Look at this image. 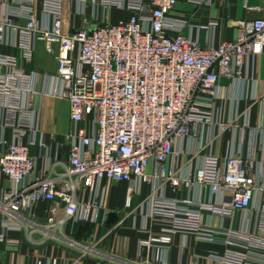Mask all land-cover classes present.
<instances>
[{
  "label": "built area",
  "instance_id": "1",
  "mask_svg": "<svg viewBox=\"0 0 264 264\" xmlns=\"http://www.w3.org/2000/svg\"><path fill=\"white\" fill-rule=\"evenodd\" d=\"M73 1L82 25L72 31L63 24L65 0L7 3L0 18V175L14 184L0 197V241H6L10 230L40 229L46 238H62L68 222L98 224L105 183H149L154 188L145 218L157 220L160 231L146 229L150 233L140 240V248H166L175 234H191L228 247L224 254L202 256L217 264H264V182L255 170L253 141L264 124L248 126V139L240 131L238 147L224 156L202 154L205 128L215 123L218 90L254 79L248 71L264 55V18L234 21L236 38L215 43L217 20L195 25L176 13L179 3L198 8L213 0ZM112 8L129 16L111 23ZM245 8L258 9L248 3ZM193 29L203 30L204 37L193 36ZM40 43L54 55L57 70L48 77L58 81L56 91L39 92L36 73L26 67ZM3 46L17 52H3ZM47 94L70 103L67 162L60 159L65 143H56L54 152L47 153L40 142V154L30 152L40 133L36 102ZM260 101L264 103V96ZM217 121L220 131L232 130L231 122ZM30 135L34 139L27 141ZM189 138L197 141L198 160L182 176L177 168L180 145ZM168 185L175 193L201 188L204 198L168 197ZM257 199L253 228L224 225L253 209ZM42 201L51 203L45 225L22 215L32 214ZM131 203L132 194L127 206ZM205 215L221 225L206 222ZM68 241L85 252H99Z\"/></svg>",
  "mask_w": 264,
  "mask_h": 264
},
{
  "label": "crops",
  "instance_id": "2",
  "mask_svg": "<svg viewBox=\"0 0 264 264\" xmlns=\"http://www.w3.org/2000/svg\"><path fill=\"white\" fill-rule=\"evenodd\" d=\"M18 0H0V18L6 10L7 3ZM246 3L258 7L257 10L248 11ZM90 13V8H87ZM77 5L73 0H65L63 12V24L65 30H75L82 25V15L77 12ZM178 15H186L192 24L203 25L217 20L219 25L213 33L215 43L221 41H232L236 38L237 27L233 24L236 20L264 18V0H213L210 6H201L194 13H185L176 10ZM38 14L43 18L41 6ZM101 12V16H102ZM128 12L112 8L108 13V20L117 23L127 19ZM23 22V21H21ZM193 36L204 37L203 30L193 29ZM3 52L16 53L17 49L7 46L1 48ZM29 71H34L35 87L39 92L56 91L59 83L56 79L49 78L57 70L54 55L47 52L42 43L39 44L34 61L26 64ZM249 77L254 78L247 82L244 80L240 85L233 87L221 86L216 99V113L214 125L205 128L204 137L207 147L202 154L208 152L218 156H224L233 148L238 147L241 133L248 139L246 128L259 127L264 124V103L260 99L264 96V55L260 57L256 69L249 70ZM254 74V75H253ZM226 85V82H224ZM39 113V130L36 135V145L30 146L32 155L40 154V142L47 146V153H53L56 143H65V136L72 130L71 110L68 100L54 96L53 94L41 95L36 102ZM223 124L231 122L232 130L220 131ZM34 139L32 135L27 141ZM254 141V165L257 174L264 182V131H259L253 138ZM197 149V141L194 138L186 139L180 145V156L177 168L182 176L192 172L197 164L198 156L194 154ZM68 145L65 143L60 149V159L68 160ZM40 165L46 166V161L41 160ZM168 165L173 167V161ZM104 211L100 214L98 224H73L68 222L61 231L62 238H46L43 230L36 229L30 232L27 228L22 230H10L6 241H0V264H51L52 259L57 264H217L210 259H205L212 252L224 254L227 246L221 243L200 241L194 235L184 236L177 233L173 236L171 246H155L140 248V240L146 239L149 233L158 234L160 225L157 220L145 218L149 212V200L153 193V184L137 182L115 183L107 182ZM14 187V184L5 176L0 175V197L4 190ZM160 193V190L159 192ZM165 193L168 197H194L204 198L203 190L196 188L189 192L185 188L177 193L173 192L168 185ZM132 194L131 206H127L128 196ZM259 199L255 200L253 209L248 212H239L235 221L224 222L226 227H250L253 228L256 221V208ZM51 203L40 202L32 214L22 213L24 217H30L35 222L45 225L48 210ZM114 212L118 215L117 221L112 227H106L105 221L108 214ZM13 218V216H6ZM205 221L213 226H220L221 221L217 218L211 219L205 215ZM0 219V231L2 230ZM150 230V232L146 231ZM95 234L92 236V234ZM99 235L100 238H96ZM69 239L77 240L85 245L94 246L98 253H88L80 247H74ZM101 239V240H100Z\"/></svg>",
  "mask_w": 264,
  "mask_h": 264
},
{
  "label": "water",
  "instance_id": "3",
  "mask_svg": "<svg viewBox=\"0 0 264 264\" xmlns=\"http://www.w3.org/2000/svg\"><path fill=\"white\" fill-rule=\"evenodd\" d=\"M196 9H197L196 6L187 7V6H184V4L182 3H179L176 7V10H179L185 13H194ZM117 218H118V215L116 213L110 212L106 220V226L112 227V225L117 221Z\"/></svg>",
  "mask_w": 264,
  "mask_h": 264
},
{
  "label": "rangeland",
  "instance_id": "4",
  "mask_svg": "<svg viewBox=\"0 0 264 264\" xmlns=\"http://www.w3.org/2000/svg\"><path fill=\"white\" fill-rule=\"evenodd\" d=\"M96 238H100L99 235Z\"/></svg>",
  "mask_w": 264,
  "mask_h": 264
}]
</instances>
